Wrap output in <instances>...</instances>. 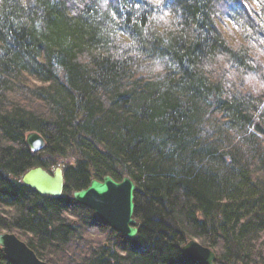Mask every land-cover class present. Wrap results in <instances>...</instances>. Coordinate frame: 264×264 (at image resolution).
<instances>
[{
  "label": "trees",
  "instance_id": "obj_1",
  "mask_svg": "<svg viewBox=\"0 0 264 264\" xmlns=\"http://www.w3.org/2000/svg\"><path fill=\"white\" fill-rule=\"evenodd\" d=\"M59 162L62 197L21 184ZM105 175L134 239L71 199ZM0 230L48 264H264V0H0Z\"/></svg>",
  "mask_w": 264,
  "mask_h": 264
},
{
  "label": "water",
  "instance_id": "obj_2",
  "mask_svg": "<svg viewBox=\"0 0 264 264\" xmlns=\"http://www.w3.org/2000/svg\"><path fill=\"white\" fill-rule=\"evenodd\" d=\"M27 144L38 151L43 141L36 134L27 138ZM23 184L42 196L59 197L63 192V176L57 170L50 177L43 169L34 168L23 177ZM136 185L128 177L120 182L106 177L101 183L92 181L86 190L73 193V200L95 211L96 216L128 239L138 234L140 223L134 218V193ZM0 249L13 264H45L40 262L24 242L14 235L0 234ZM182 253L189 261L199 264H215L216 256L212 250L197 241L183 245Z\"/></svg>",
  "mask_w": 264,
  "mask_h": 264
},
{
  "label": "bare ground",
  "instance_id": "obj_3",
  "mask_svg": "<svg viewBox=\"0 0 264 264\" xmlns=\"http://www.w3.org/2000/svg\"><path fill=\"white\" fill-rule=\"evenodd\" d=\"M31 134H36L40 139H42V141H43V147L40 149V150H38V151H34L28 144H27V138H28V136L29 135H31ZM24 141H25V144H26V146H27V148L29 149V151L31 152V153H33V154H36V153H40L44 148H45V141H44V139L42 138V136L40 135V134H38V133H36V132H33V133H29V134H27V135H25V137H24ZM38 168H41V169H43L50 177H53L54 176V174H55V172L57 171V170H60L61 172H62V176H63V182H64V184H63V192H62V194H61V196H59V197H62L63 196V194H64V188H65V180H64V165L63 164H61L60 162L59 163H55V164H52V165H50L49 166V168H42V167H38ZM30 170H32V169H29V170H27L22 176H21V178H20V182H21V184L22 185H24L23 184V177L30 171ZM106 177H110V176H108V175H105L104 177H101L100 179H96V178H93V179H91L90 181H89V183H88V185L84 188V189H81V190H77V191H73L70 195H71V199H72V201L74 202V203H76V204H78V205H80L81 207H83V208H85V209H87V210H89V211H91L93 214H94V216H95V218L98 220V221H100L101 223H103V224H105L104 222H102L97 216H96V213H95V211H93L92 209H90L89 207H86V206H84V205H81V204H79V203H77V202H75L74 200H73V193H75V192H80V191H82V190H86L88 187H89V185H90V183L92 182V181H97V182H102ZM110 178H112V177H110ZM124 178V177H123ZM122 178V179H123ZM113 179V178H112ZM121 179V180H122ZM114 180V179H113ZM120 180V181H121ZM131 180V179H130ZM115 181V180H114ZM120 181H116V182H120ZM24 186H26V185H24ZM26 187H28V186H26ZM29 188V187H28ZM31 189V188H30ZM32 190V189H31ZM34 191V190H33ZM36 194H38L36 191H34ZM135 194V193H134ZM38 195H40V194H38ZM40 196H42V195H40ZM42 197H49V198H59V197H50V196H42ZM135 210V209H134ZM74 224H76V222H74ZM107 227H109L112 231H114L115 233H118V234H120V235H122L121 233H119V232H117L116 230H114L112 227H110L109 225H107V224H105ZM0 234H8V235H14L15 237H16V239L17 240H19L20 242H23L19 237H18V235H16L15 233H12V232H7V231H2V230H0ZM124 236V235H123ZM104 246H105V244H104ZM27 247L35 254V256L37 257V259L40 261V262H42V263H45V264H48L46 261H44V260H42V259H40L38 256H37V254L27 245ZM183 247V246H182ZM182 247H181V249H182ZM181 251V250H180ZM0 252L3 254V256H4V258L8 261V262H10L11 264H13L10 260H8L7 258H6V256H5V254L1 251V249H0ZM181 254L183 255V256H185L186 257V255L185 254H183L182 253V251H181ZM186 259L188 260V258L186 257Z\"/></svg>",
  "mask_w": 264,
  "mask_h": 264
}]
</instances>
